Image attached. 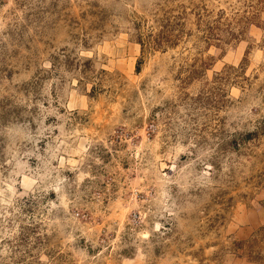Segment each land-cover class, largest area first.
<instances>
[{"label": "rangeland", "instance_id": "obj_1", "mask_svg": "<svg viewBox=\"0 0 264 264\" xmlns=\"http://www.w3.org/2000/svg\"><path fill=\"white\" fill-rule=\"evenodd\" d=\"M242 258L264 0H0V264Z\"/></svg>", "mask_w": 264, "mask_h": 264}, {"label": "crops", "instance_id": "obj_2", "mask_svg": "<svg viewBox=\"0 0 264 264\" xmlns=\"http://www.w3.org/2000/svg\"><path fill=\"white\" fill-rule=\"evenodd\" d=\"M260 218H261L260 212L259 214L253 213L249 215L247 217L249 221L246 222L244 227L237 233V237H239V239H244L247 238L249 235H252L254 231L259 228L258 226L261 225ZM235 264H264V261L259 263L256 261H252L249 258H242V259H237Z\"/></svg>", "mask_w": 264, "mask_h": 264}]
</instances>
